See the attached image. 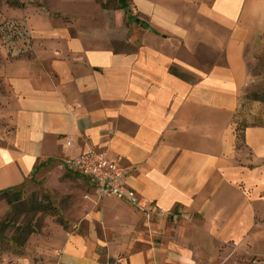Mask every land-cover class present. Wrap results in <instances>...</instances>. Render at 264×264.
Here are the masks:
<instances>
[{"label":"crops","instance_id":"1","mask_svg":"<svg viewBox=\"0 0 264 264\" xmlns=\"http://www.w3.org/2000/svg\"><path fill=\"white\" fill-rule=\"evenodd\" d=\"M127 4V15L115 9L97 30L85 19L37 17L7 46L0 190L41 178L64 157L102 151L127 168L128 185L150 207L193 215L185 223L200 231L207 259L217 245L254 240L264 218V126H246L237 145L234 115L264 49V0ZM114 256L109 245L57 227L0 264Z\"/></svg>","mask_w":264,"mask_h":264},{"label":"rangeland","instance_id":"2","mask_svg":"<svg viewBox=\"0 0 264 264\" xmlns=\"http://www.w3.org/2000/svg\"><path fill=\"white\" fill-rule=\"evenodd\" d=\"M115 7L117 0H0V67L6 65L10 56L6 54L7 46L20 42L29 29V20L47 17L72 24L85 19L92 21V30H97L101 29V20L106 19L101 24L108 25V15ZM111 46L116 50L126 47L119 42ZM248 72L249 84L234 115L237 145L246 126H264V102L252 98L253 93L264 91V49L254 56ZM8 100L0 78V129L8 125ZM14 190L20 191L18 202L9 205L0 198V263H12L15 257L24 254L30 237L46 236L60 227L89 236L99 245H109L115 256L104 257L106 264H130L129 256L139 252L146 255L142 264H264V218L262 228L251 231L254 240L217 245L215 253L207 259L200 231L185 223L192 219L190 213L144 215L122 201L97 196L82 177L56 165L41 178L27 179ZM37 201L48 206L46 213L33 212ZM8 220L10 224L2 226ZM26 222L35 225L36 232L19 247L12 238L17 225ZM103 253L101 250L100 254Z\"/></svg>","mask_w":264,"mask_h":264},{"label":"built area","instance_id":"3","mask_svg":"<svg viewBox=\"0 0 264 264\" xmlns=\"http://www.w3.org/2000/svg\"><path fill=\"white\" fill-rule=\"evenodd\" d=\"M56 167L82 177L99 197L117 199L147 216L161 212L150 207L146 200L128 185L127 168L102 151L64 157L56 162Z\"/></svg>","mask_w":264,"mask_h":264},{"label":"trees","instance_id":"4","mask_svg":"<svg viewBox=\"0 0 264 264\" xmlns=\"http://www.w3.org/2000/svg\"><path fill=\"white\" fill-rule=\"evenodd\" d=\"M115 9H123L125 15H127L129 11V6L125 0H117V7H115ZM171 71L175 72L173 69H171ZM252 98L254 100H259L264 102V91H262L259 94L253 93ZM242 100H243V96H242ZM19 195H20V191L19 190L16 191L14 190V188L11 187L0 190V198L4 199L9 205L18 202ZM52 210L54 212V209ZM47 211H48V206L43 205V203L37 201L33 204V212L46 213ZM5 224H10V221L8 220L6 221V223H2V226L3 225L5 226ZM60 224L65 228V225L62 221H60ZM35 228H36L35 225H32L30 222H26L22 225H17V227L15 228L16 234L12 238L13 243L19 247L23 246L26 243L28 236L36 232Z\"/></svg>","mask_w":264,"mask_h":264}]
</instances>
